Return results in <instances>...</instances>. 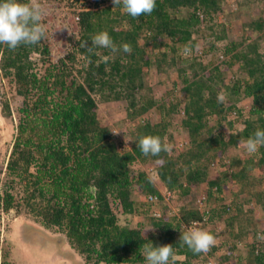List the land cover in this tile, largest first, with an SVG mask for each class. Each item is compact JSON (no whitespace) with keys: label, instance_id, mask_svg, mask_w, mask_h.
I'll return each instance as SVG.
<instances>
[{"label":"trees","instance_id":"1","mask_svg":"<svg viewBox=\"0 0 264 264\" xmlns=\"http://www.w3.org/2000/svg\"><path fill=\"white\" fill-rule=\"evenodd\" d=\"M225 6L226 0H156L150 15L135 19L125 13L122 4L81 10L76 15L78 38H69L66 54L57 58L52 57L47 40L38 45H21L15 51L0 44V72L15 83L17 94L23 98L17 108L19 137L6 162L7 173L23 191L26 208L41 217L45 227L63 232L86 262L144 264L145 244H171L174 255H183L186 264L200 257L202 253L194 254L179 238L186 232L182 224L202 221L199 210L187 205L196 186L202 183L206 185V204L210 207L203 224L232 209L235 214L227 220L231 237L245 236L256 227L251 201L264 211V188H256L249 170L264 169V147L254 157L232 158L227 168L223 163V169L220 165L211 167V162L229 147L239 146L257 128L264 130V18L253 15L243 24L240 40L228 41L218 48L213 42L227 38ZM101 31H107L117 46L130 44L131 54H112L103 48L90 53L81 46L84 40L90 45L91 37ZM194 32L213 37L212 45L222 52V59L216 55L218 59L203 64L193 56ZM186 45L193 51L179 68L183 98L173 88L159 103L150 89L141 94L148 70L176 65ZM102 56L113 58L103 62ZM234 64H239L241 76L224 83V71ZM187 68L191 69V79L185 76ZM221 92L227 94L224 103L217 101ZM243 95L251 99L246 118L236 108V101ZM96 97L100 101L124 100L126 118L131 122L155 109L158 120L137 121L134 140L138 142L144 135L159 136L164 143L173 145L171 154L144 156L134 141L128 150H121L110 128L98 116ZM182 103L180 123L189 144L178 150L170 127L171 116L180 112ZM2 109L10 115L7 102ZM232 113L237 115L230 118ZM210 116L215 118L213 124L208 123ZM238 128L243 129L240 134H230ZM158 160L166 163L159 166ZM149 161H155L162 187L177 200L175 206L164 203L162 208L156 203L160 217L144 212L154 231L144 230L141 223L137 227L122 224L116 214V210L135 214L143 207V211L150 209L145 197L159 194V190L144 171L132 168L137 162ZM133 189L139 194L138 200L131 197ZM14 199L11 192L0 194V210L18 208ZM248 203L249 209H244ZM173 207L176 213H172ZM258 241L263 247L260 254H255ZM258 241L248 245V259L264 264V240Z\"/></svg>","mask_w":264,"mask_h":264},{"label":"rangeland","instance_id":"2","mask_svg":"<svg viewBox=\"0 0 264 264\" xmlns=\"http://www.w3.org/2000/svg\"><path fill=\"white\" fill-rule=\"evenodd\" d=\"M88 1L89 0L86 2L90 5L83 4L81 8H91L93 5L90 2L92 1ZM40 3L46 13L43 18V23L47 27V37L45 41L47 40L49 43L52 57L57 58L64 54L66 47L69 45L67 42L69 38H78L79 27L76 15L79 12L77 8L79 6L75 0H40ZM227 6H229V8ZM225 9V18L228 21L227 38L213 42L218 48L225 46L228 41L240 40L243 34V24L249 21L253 15H262L264 18V0H226ZM259 9H263L261 14L259 13ZM254 36L255 34L252 35V37ZM193 37L196 38L193 56H198L199 61L203 64L211 60L215 61L217 58L216 55L222 59V52L219 49H214L212 45L213 43L211 41H213V37L208 35L205 36L201 32H194ZM147 49L149 50V47ZM260 50V52L263 53V50ZM182 57L183 58H181V56L178 57L176 65L167 64L159 69V71L158 67H151L143 76L145 90L140 91V93L142 94L147 91V88L150 89L151 94L159 103L160 98L173 88L178 94L177 96L183 98V92L180 90L183 84L181 82V70L179 68L189 59L184 58V56ZM238 67L239 64H234L231 69L224 71V83H228L232 77L241 76ZM203 72L200 73L204 74ZM185 76L188 79L193 78L191 69L187 68L185 70ZM174 82L176 85H173ZM22 101L23 98L16 92L15 83L4 77L0 72V194H4L5 191L11 192L15 197V203L17 202L19 204L18 208L11 209L9 212L0 210V264H91L86 262L84 255L80 254L77 249L68 242L63 232L53 227H45L41 222V217L30 212L26 208L22 199L24 195L23 191L17 184L12 182L13 176L7 173L6 162L12 144L15 138L19 137V132L16 129L18 120L17 108L23 104ZM96 101L98 104V116L102 124L108 126L111 132L119 130L120 132L118 134H112L115 136L118 144H124L129 148L132 142L125 143V140H134L132 133L137 121L143 122L142 120L145 121L146 119H150L152 122H155L159 118L156 110L150 109L148 113L131 122L126 118V102L124 100L100 101L98 97H96ZM5 102L9 104L10 115H5L3 113L2 104ZM250 105L251 99L244 95L236 101V108L241 111L244 118L248 116ZM182 107L183 103L181 104L180 112L171 116L172 125L170 131L173 134L174 143H176L175 146L178 150L186 148L189 144L187 132L181 127L180 123ZM236 115V113H232L230 118ZM252 117H254V115ZM207 119L209 124L214 123V116H210ZM226 129L225 127L224 130L226 131ZM255 155L249 156L242 149L241 145H239L226 149L221 158L222 160L228 161L232 158H242L244 160L254 157ZM155 166V161L145 163L137 162L132 168L134 171L142 170L150 177L153 172H155ZM222 166L221 168L223 169L224 167ZM212 170V174H215V169ZM249 172L252 176L251 178L256 182V188H264V169L260 170L255 167L251 168ZM151 181L160 192L165 191L158 177ZM206 190L207 188L204 183L196 186L187 205L189 207H195L193 200H195L196 196L203 193L206 195ZM229 196L230 188L225 192L226 198L224 199V203L226 205H229ZM131 197L132 199H139V194L136 189L132 190ZM176 203V196L173 195V198L170 199V204L175 206ZM162 204H164L163 201L159 202L160 208H162ZM251 204L253 209L252 216L255 219L256 227L251 228L245 236L238 238L235 236L234 238L231 237L227 226V220L228 216L235 214L232 209L227 213H223L215 220L200 225L199 228L212 233L216 237L217 245L209 252L202 253L197 259H192L189 264H207L208 257L212 258L216 264H235L233 258L249 261L248 245L253 244L258 241V239H260L262 243V238H264V211L257 203L255 204L251 201ZM243 206L244 209H249V203ZM143 208L135 214H124L116 210L119 222L122 224L128 223L130 227H137L138 223H141L144 226V230H150L149 228L151 227L147 224L146 215L144 213L146 212L149 215L150 209H148L147 212L143 211ZM17 209L19 210L16 211ZM173 209L176 210V207H173ZM173 212L174 211H172V213ZM237 227L238 225H235V230L238 232ZM258 233H260V236L257 235ZM230 246H233L231 247L232 250L228 251ZM257 246H261L259 241L256 244V247ZM229 252L231 256L225 259L224 256L228 255ZM184 260L185 258L183 255L175 254L169 264H186ZM145 263L146 262H144V264ZM123 264L139 263L126 262Z\"/></svg>","mask_w":264,"mask_h":264},{"label":"clouds","instance_id":"3","mask_svg":"<svg viewBox=\"0 0 264 264\" xmlns=\"http://www.w3.org/2000/svg\"><path fill=\"white\" fill-rule=\"evenodd\" d=\"M113 6L123 5L126 14L132 18L142 15H150L156 8V0H112ZM46 15L40 0H0V44L5 45L10 51H15L21 45H38L47 37V27L43 23ZM82 42V47L92 53L96 48L108 49L112 54L123 51L131 54L132 47L128 43L117 46L107 31H101L90 39ZM192 47L186 45L182 49V55L188 58L192 55ZM66 54V53H65ZM64 54V55H65ZM112 56H102L103 62H108ZM3 57L0 55V60ZM227 94L221 92L217 96L218 103H224ZM242 128L230 132L231 135L240 134ZM120 131H112L118 134ZM125 140V137H124ZM135 142L144 156L159 157L161 153L171 154L173 145L164 143L159 136L144 135L138 142L132 139L125 140V143ZM242 149L249 155H255L261 147H264V130L257 128L246 140L239 142ZM166 161L158 160L157 164L163 166ZM158 173L153 172L149 180L156 179ZM153 230V228H149ZM145 239L147 236L144 234ZM182 245H186L194 254L207 253L217 245L216 237L201 228L192 227L180 235ZM142 255L146 264H169L174 257V249L171 244L154 246L145 244Z\"/></svg>","mask_w":264,"mask_h":264},{"label":"built area","instance_id":"4","mask_svg":"<svg viewBox=\"0 0 264 264\" xmlns=\"http://www.w3.org/2000/svg\"><path fill=\"white\" fill-rule=\"evenodd\" d=\"M75 1L79 6V7H77L78 11L85 10V9L95 10V9L101 8L103 6H109L112 4V0H101V1L100 0H91L92 2H90V0H89L88 2L92 3L93 6L91 8L88 7V8L83 9V8H81V5H83V4L84 5L85 4L90 5L86 2L87 0H75ZM200 18H202V15L200 16ZM120 148H121V150H128L129 149V147L124 145V144H121ZM221 163H224V167H226V168L228 167V160H222L221 157L215 158L211 162V167L215 168V167L220 165V168H221ZM170 199H172V192L169 190H165L164 192L159 191V194H147L145 197L146 203H148L150 205V209H151L150 213L154 217H160V215H161L160 210H157L155 208V204L159 203L161 201H163L164 203H170ZM193 202L195 203V207H193V208L199 210V212L202 215V221H206L209 217V214H210V207L206 204L205 193L196 196V198H195V200H193ZM172 210L175 212V209L172 208ZM202 221L192 220L188 224H182V228L185 229L186 231H188L192 227H198L199 228V226L203 224ZM257 235L260 236V233H258ZM262 239L264 240V238H262ZM262 247L257 246L254 250L255 254H260ZM233 259L235 261V264H257L256 261L249 262L248 260L245 261L242 259L241 260H237L236 258H233ZM207 264H216V263L212 258L208 257L207 258Z\"/></svg>","mask_w":264,"mask_h":264},{"label":"crops","instance_id":"5","mask_svg":"<svg viewBox=\"0 0 264 264\" xmlns=\"http://www.w3.org/2000/svg\"><path fill=\"white\" fill-rule=\"evenodd\" d=\"M160 181V180H159Z\"/></svg>","mask_w":264,"mask_h":264}]
</instances>
